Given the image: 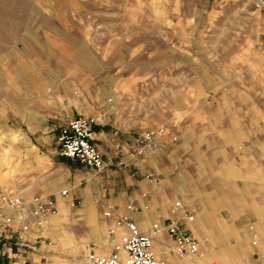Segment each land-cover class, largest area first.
<instances>
[{
  "label": "rangeland",
  "instance_id": "rangeland-1",
  "mask_svg": "<svg viewBox=\"0 0 264 264\" xmlns=\"http://www.w3.org/2000/svg\"><path fill=\"white\" fill-rule=\"evenodd\" d=\"M41 65L49 100L65 97L73 114L128 117L175 136L158 147L168 154L163 162L184 186H200L187 192L190 205L208 206L195 218L196 264H246L247 254L264 251L263 9L251 0H0V185L7 188L41 183L40 157L33 165L28 154L15 158L3 100L15 88L9 71ZM72 171L66 167L64 182ZM56 179L50 169L44 186ZM72 206L33 226V248L0 249V264H28L27 250L42 253L32 264H91L86 247L101 252L111 234L94 210Z\"/></svg>",
  "mask_w": 264,
  "mask_h": 264
},
{
  "label": "crops",
  "instance_id": "crops-1",
  "mask_svg": "<svg viewBox=\"0 0 264 264\" xmlns=\"http://www.w3.org/2000/svg\"><path fill=\"white\" fill-rule=\"evenodd\" d=\"M42 57V56H41ZM42 59V58H41ZM45 67H31L25 70L9 71L8 78L15 79V88L8 94H3L4 101L8 102V120L14 121L9 127L15 132V139L10 134V142L14 144L15 158L30 159L33 165L36 157L41 158L39 176L41 183L37 186H16L9 189L17 192L24 198L32 194H39L50 199L55 207V213H63L66 208L78 207V211L94 210L97 221L111 225L117 214L127 213L137 223L140 230L145 231L150 221L163 220L171 214V201L179 199L191 204L193 201L188 191L200 189V186H184V177L175 172L174 165L163 162V156L168 154L157 148L155 151H144L139 156H130L128 151L133 145L135 134L143 129L140 124H130L128 117L101 118L95 115L92 141L101 152L105 167L101 174H94L88 167L76 159L61 155L57 150V133L59 126L73 114L72 107H66L65 97L49 100L44 90L46 78ZM2 93L0 92V100ZM167 138L163 137V140ZM158 160H162L159 163ZM32 162V163H31ZM72 168V175L68 181L64 180L65 169ZM57 175L51 186H44L50 175ZM61 172L62 174H58ZM161 174L158 181L149 180L146 173ZM182 175V176H181ZM47 179V180H46ZM65 188L66 194L60 190ZM28 192V193H26ZM133 204L136 209L128 211L126 204ZM221 204L222 203L221 201ZM195 205V204H194ZM226 205V204H224ZM110 209L108 216L100 215L104 207ZM197 207L194 219L186 225L195 233L201 232V226L195 221L196 214L202 205ZM205 204L202 208H207ZM174 214H178L177 211ZM101 217V218H100ZM77 221V220H76ZM195 221V222H194ZM79 222H86L84 216ZM106 229V231H108ZM120 229L114 227L110 236L103 239L101 252L107 254L117 239ZM170 239L164 230L153 234L152 249L156 256L165 258L169 263H184L183 259L170 254L168 245ZM27 252L28 264L34 263L42 253ZM36 255V256H35ZM249 255V257H248ZM246 264H264L263 250L255 249L247 254Z\"/></svg>",
  "mask_w": 264,
  "mask_h": 264
},
{
  "label": "built area",
  "instance_id": "built-area-1",
  "mask_svg": "<svg viewBox=\"0 0 264 264\" xmlns=\"http://www.w3.org/2000/svg\"><path fill=\"white\" fill-rule=\"evenodd\" d=\"M254 6L264 10V0H251ZM92 115L78 113L65 120L58 129L57 150L61 155L76 159L88 167L94 174H101L105 162L101 152L94 142ZM163 137L174 139L167 127L157 125L149 129L139 130L129 149L130 156H139L144 151H155L163 141ZM152 181L160 180L154 173H146ZM66 194L65 188L60 190ZM128 211L136 207L126 204ZM55 211L50 199L39 194H32L24 198L17 192L0 185V249L6 255L12 252L11 246L23 245L33 248L36 235L32 232L35 224ZM177 211L178 214H174ZM110 209L106 206L101 210L102 216H108ZM196 209L179 199L171 201V214L163 220L155 219L149 222L145 231L139 229L137 223L129 214H117L108 227L112 233L114 227L120 229L116 241L107 254L97 252L92 246L85 249V258L91 264H171L165 258L155 255L152 249L153 234L164 230L169 239V252L173 256L187 261V264H196L193 257L199 255V239L196 233L186 223L194 219ZM256 241L253 240V243ZM264 252V251H263ZM184 264V263H176Z\"/></svg>",
  "mask_w": 264,
  "mask_h": 264
}]
</instances>
